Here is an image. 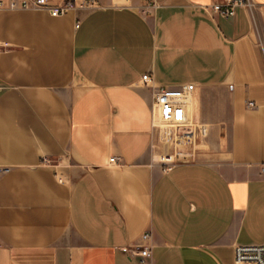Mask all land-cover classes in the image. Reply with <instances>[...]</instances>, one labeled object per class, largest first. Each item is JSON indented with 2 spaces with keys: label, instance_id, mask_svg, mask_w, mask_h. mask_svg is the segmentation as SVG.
Instances as JSON below:
<instances>
[{
  "label": "crops",
  "instance_id": "crops-1",
  "mask_svg": "<svg viewBox=\"0 0 264 264\" xmlns=\"http://www.w3.org/2000/svg\"><path fill=\"white\" fill-rule=\"evenodd\" d=\"M98 1L0 7V264H139L121 248L145 231L153 264H242L264 243V0ZM146 73L195 84L170 170Z\"/></svg>",
  "mask_w": 264,
  "mask_h": 264
},
{
  "label": "built area",
  "instance_id": "built-area-1",
  "mask_svg": "<svg viewBox=\"0 0 264 264\" xmlns=\"http://www.w3.org/2000/svg\"><path fill=\"white\" fill-rule=\"evenodd\" d=\"M148 5L152 2L146 0ZM155 4L154 2L152 3ZM22 9H45L52 16L65 15L74 9H98V0H64L52 3L49 0H0V7ZM252 0H222L212 5V11L219 16L230 18L238 7L252 8ZM80 25L77 22L76 26ZM144 83L153 88L152 129L157 135L164 151L158 156V161L165 170L189 160V154L184 150L193 144L196 127L191 121L189 104L194 83L182 84L178 87L155 85L152 74L142 77ZM3 88L0 85V90ZM252 105V103L250 104ZM114 161V158H111ZM264 172V165H262ZM0 172L3 169L0 168ZM151 232L145 231L135 244L121 248L129 257L136 258L139 264H153V245ZM235 261L242 264H264V243L237 244L234 249Z\"/></svg>",
  "mask_w": 264,
  "mask_h": 264
}]
</instances>
